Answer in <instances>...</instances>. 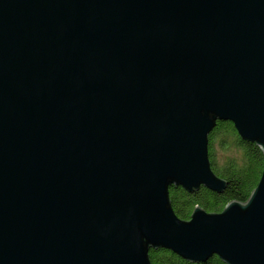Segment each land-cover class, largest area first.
Here are the masks:
<instances>
[{"label":"water","instance_id":"95a60500","mask_svg":"<svg viewBox=\"0 0 264 264\" xmlns=\"http://www.w3.org/2000/svg\"><path fill=\"white\" fill-rule=\"evenodd\" d=\"M264 156V0H0V264H264V164L222 193L209 134Z\"/></svg>","mask_w":264,"mask_h":264},{"label":"trees","instance_id":"16d2710c","mask_svg":"<svg viewBox=\"0 0 264 264\" xmlns=\"http://www.w3.org/2000/svg\"><path fill=\"white\" fill-rule=\"evenodd\" d=\"M231 138L232 147L236 148L241 157L239 160L230 159L221 168L215 166L214 144L218 143L221 149L228 147L221 138ZM208 154L211 168L215 174L228 182L226 189L214 193L204 187L188 193L181 187L171 186L169 198L175 214L182 220H188L195 206H201L208 212H221L230 201L246 202L256 187L264 164L262 151L255 143L243 141L229 121H218L209 134ZM151 264H225L214 255L204 262L189 263L177 254L166 249H150Z\"/></svg>","mask_w":264,"mask_h":264},{"label":"rangeland","instance_id":"374dc122","mask_svg":"<svg viewBox=\"0 0 264 264\" xmlns=\"http://www.w3.org/2000/svg\"><path fill=\"white\" fill-rule=\"evenodd\" d=\"M221 138L224 140V143L228 144V147H226V149H221L218 143L214 144V150H215L214 159H215V166L217 168H221L230 159L239 160L241 157L237 149L232 147L231 138H228L227 136H223Z\"/></svg>","mask_w":264,"mask_h":264}]
</instances>
